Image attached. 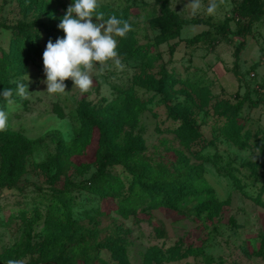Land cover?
Instances as JSON below:
<instances>
[{
	"label": "rangeland",
	"instance_id": "374dc122",
	"mask_svg": "<svg viewBox=\"0 0 264 264\" xmlns=\"http://www.w3.org/2000/svg\"><path fill=\"white\" fill-rule=\"evenodd\" d=\"M240 1L168 0L169 8L181 17L203 23L184 25L178 38L156 43L159 29L152 28L149 19L160 14L158 2L98 0L127 13L137 52L129 56L125 48H118L117 36L116 58L122 69L114 60L103 67L94 62L93 84L87 92L74 87L69 78L64 81L65 92L49 93L41 82L46 80V35L53 43L65 37L58 25L73 0H0V58L11 50L20 22L34 21L32 31L42 33L32 46L27 44L29 50L15 46L26 71L7 79L14 91L13 103L0 101L9 114L7 128L39 140L25 158L24 170L13 180L1 171L0 140V264L10 259L24 264H118L106 247L113 239L125 247L128 264H264V13L247 28L246 17L237 21ZM212 4L215 9L209 12ZM224 22L231 29L227 36L215 31ZM239 28L244 33L233 34ZM196 35L193 44L185 42ZM241 40L244 44L235 59ZM146 63L151 66L148 74L156 76L164 66L178 79L179 93L169 103L186 107L199 135L192 144L181 142L174 132L179 121L167 116L159 94L134 86L146 109L116 136L119 142L127 134L141 140L142 149L129 163L134 171L111 164L98 178L96 143L84 155L73 150L63 154L50 132L58 130L71 141L80 125L81 104H121L120 91L133 85ZM235 63L239 76L233 70ZM27 75L30 94L23 99L16 95V83L27 84ZM199 87L205 89L200 97L193 90ZM242 98L235 118L242 125L245 146L234 144L221 131L228 120L226 107ZM174 150L186 156L188 167L172 176L190 177L193 191L176 207H149L133 161L168 167ZM52 155L58 156L59 166L45 172L38 164ZM118 179L123 183L119 196L99 194ZM122 198L126 200L120 202ZM119 203L130 207L127 214L119 212Z\"/></svg>",
	"mask_w": 264,
	"mask_h": 264
},
{
	"label": "trees",
	"instance_id": "16d2710c",
	"mask_svg": "<svg viewBox=\"0 0 264 264\" xmlns=\"http://www.w3.org/2000/svg\"><path fill=\"white\" fill-rule=\"evenodd\" d=\"M155 1L159 3L160 14L150 18L149 24L152 28L159 29V33L155 37L156 43H163L178 38L181 28L184 25L203 23L201 19H186L181 17L169 8L168 0ZM263 2L264 0H241L237 8L240 14L237 19L238 23L241 17H246V25L247 28H249L250 25L257 21L264 13ZM97 13H102L103 21H107L112 15H115L118 19H126L127 17L125 11L124 13L119 12L112 8L111 5L100 2L97 4V9L96 12L93 13V16L95 17ZM226 19L228 20V18ZM33 23L35 22H20L18 24V34L13 40V44L11 43V50L0 58V92L8 88L13 90L12 85L7 81L9 76L13 74L20 75L26 71V62H22L21 59L18 58V55H15V46L20 48L19 51L29 50L27 44L32 46L31 42L33 39L42 38L40 30L35 32L32 31L31 27ZM44 31H46V29H44ZM215 31L221 36H227V33L231 32V29H229L226 22H224L217 25ZM232 32L236 35H242L244 33L243 29L240 28ZM198 36L199 35H196L195 37L184 40L186 43L193 44ZM46 37L47 41L51 39L50 35H46ZM135 43L131 31H129L125 37H118V48H125L129 56H134L137 52ZM243 44L244 41L241 40L237 45L234 52L235 59ZM235 66L236 63L233 70L235 74L239 76ZM150 67V63H146L141 68L142 72L135 77L133 85L120 91L123 96V102L121 104L109 102L103 106H93L90 105L89 102H83L78 111L80 125L71 141L67 142L60 131H51L50 134H53L56 141V148L59 152L68 154L70 150H73L76 154L81 156L84 155L86 148L91 146L92 143H96V177L99 176L98 178H103L106 174L105 171L108 165L111 164H120L133 170L129 163L142 149V142L139 137H131L130 134L125 136L123 142H119L117 137L118 132H120L124 124L134 122L137 114L141 110L146 109V102L137 96L134 86L153 90L155 93L159 94L160 101L165 104L167 116L179 121V124L174 130L176 136L184 144H192L199 135L197 125L188 118L186 107L182 103H169L172 96L179 93V90L175 88L178 79L173 73L168 72L164 66L159 68L156 76L148 74L147 70ZM193 90L199 97L205 95V89L201 87L194 88ZM0 101L4 103L6 100L0 96ZM242 102L243 98L233 105L222 102L228 105V109L226 107V119L228 120L222 126L221 131L231 142L239 146H245L247 144L245 139H243L244 137L241 135L242 125L238 124L235 118L237 109L240 108ZM3 103L0 105V109L2 110L5 108ZM0 140L3 141L1 149V171L5 172L8 180H13L24 170L25 158L38 147L39 140L28 138L20 132L8 128L0 131ZM173 152L175 155L174 161H171L168 167L166 165L162 168L152 167L143 159L133 161L135 174L138 175L137 178L140 190L148 196L149 207H176L184 197L188 196L193 191L190 177H183L184 174L172 176V172L183 170L188 167L186 156L179 150H174ZM55 165L59 166L57 155H52L38 164L45 172L50 171ZM137 168H139V171H137ZM154 174L160 175V177L150 179L149 176ZM103 180L107 182L106 179ZM106 184L108 186L110 185L108 182ZM122 187L123 183L118 179L115 185L101 189L99 194L102 196L110 195L116 197L119 196ZM125 200L126 199L122 198L120 202ZM129 209L130 207L127 204L119 203V212L121 214H127ZM52 238L54 240V237ZM106 247L118 264H128L126 249L117 239L111 240ZM31 264L40 263L36 261ZM44 264L58 263L45 261Z\"/></svg>",
	"mask_w": 264,
	"mask_h": 264
},
{
	"label": "clouds",
	"instance_id": "9594fccd",
	"mask_svg": "<svg viewBox=\"0 0 264 264\" xmlns=\"http://www.w3.org/2000/svg\"><path fill=\"white\" fill-rule=\"evenodd\" d=\"M98 0H73L67 8L66 15L61 19L58 27L66 34L64 38H57L53 43L51 39L47 42L43 52V64L46 80L41 81L47 85L49 93H63L66 89L64 81L71 78L74 87L82 92H87L93 80L90 70L94 62L103 67L105 62L114 60L118 68L124 65L117 59V40L115 37H125L131 31L128 20L118 19L115 15L110 16L107 21L102 20V13H97L93 22V13L96 12ZM215 5L209 6L208 11L212 12ZM28 83H16V95L28 99ZM9 105L13 103V90L8 88L0 92ZM9 114L0 109V131L8 127ZM259 155L260 149L257 148ZM7 264H24L23 260L10 259Z\"/></svg>",
	"mask_w": 264,
	"mask_h": 264
}]
</instances>
